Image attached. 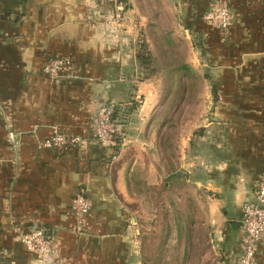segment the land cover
Here are the masks:
<instances>
[{
    "label": "crops",
    "instance_id": "1",
    "mask_svg": "<svg viewBox=\"0 0 264 264\" xmlns=\"http://www.w3.org/2000/svg\"><path fill=\"white\" fill-rule=\"evenodd\" d=\"M129 3L104 9L98 0H0V264H41L21 241L34 225L53 232L54 260L62 264H238L243 205L256 201L264 179V0ZM216 5L234 15L227 33L203 21ZM99 9L107 19L95 17ZM129 14L151 29L166 22L170 30L195 28L208 62L197 70H211L213 117L182 138L187 198L196 207L182 220L173 216L172 197L160 203L164 214L141 216L143 199L131 192L128 173L141 151L127 155V139L102 147L92 133L98 107L127 89L113 61L119 55L103 51L109 41L96 31L124 27ZM51 58H69L75 78L50 81ZM55 131L82 141L64 155L40 148ZM139 141L144 152L160 147L152 134ZM81 191L91 210L77 233L72 201ZM150 201L156 206L157 196ZM257 256L264 264V239Z\"/></svg>",
    "mask_w": 264,
    "mask_h": 264
},
{
    "label": "rangeland",
    "instance_id": "2",
    "mask_svg": "<svg viewBox=\"0 0 264 264\" xmlns=\"http://www.w3.org/2000/svg\"><path fill=\"white\" fill-rule=\"evenodd\" d=\"M118 3L132 7L129 0H98L104 9H107L105 6L114 8ZM102 10L95 14L99 20L107 19L109 15ZM129 15L124 27L96 31L102 41H109L103 51L119 55V59L113 60L116 71L122 72L121 78L126 77L125 97L113 100L119 108L116 119L122 131L118 143L121 147L127 139V155L130 151L142 153L135 169H128L129 182L133 184L131 192L141 195L145 206L141 216L150 213L151 209L152 213L164 214L165 205L160 203L172 197L173 216L182 220L183 216L193 215L192 209H196L188 202L187 178L181 168L182 138L202 125L206 118L213 117L215 95L212 93L211 70L201 73L197 70L208 62L201 60L203 56L198 45L202 44V39L195 28L188 32L187 27L170 30L171 24L166 22L162 27L151 29L146 20H142L144 24L140 26V23L136 24L135 16ZM167 121L169 130L165 135ZM196 131L198 134L202 130ZM150 134L156 136L160 147L144 152V141L139 140H149ZM149 182L158 183L157 189H151ZM150 195L157 196L158 204L152 208L149 207ZM157 235L160 237V233Z\"/></svg>",
    "mask_w": 264,
    "mask_h": 264
},
{
    "label": "built area",
    "instance_id": "3",
    "mask_svg": "<svg viewBox=\"0 0 264 264\" xmlns=\"http://www.w3.org/2000/svg\"><path fill=\"white\" fill-rule=\"evenodd\" d=\"M234 15L226 5L211 7L203 16V21L221 33H227L233 25ZM44 73L50 81L61 78H75L74 63L69 58H51L44 68ZM117 105L114 102L101 104L95 112L92 133L102 147L114 149L121 135V126L116 119ZM82 139L55 131L51 137L40 144V148L48 149L58 155H64L75 150ZM116 159V156L113 157ZM72 209L77 233L85 232L87 217L91 204L81 191L72 201ZM243 238L238 264H260L257 251L264 239V179L257 184V195L254 203L243 205L242 218ZM21 241L27 251L40 259L41 264H62L54 257L58 250L53 240V232L45 226L34 225Z\"/></svg>",
    "mask_w": 264,
    "mask_h": 264
},
{
    "label": "trees",
    "instance_id": "4",
    "mask_svg": "<svg viewBox=\"0 0 264 264\" xmlns=\"http://www.w3.org/2000/svg\"><path fill=\"white\" fill-rule=\"evenodd\" d=\"M123 1V0H122Z\"/></svg>",
    "mask_w": 264,
    "mask_h": 264
}]
</instances>
